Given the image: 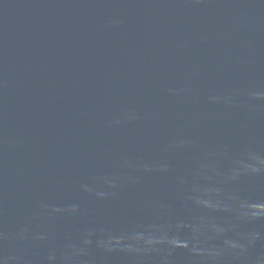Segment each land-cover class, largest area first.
I'll use <instances>...</instances> for the list:
<instances>
[{
  "label": "water",
  "instance_id": "1",
  "mask_svg": "<svg viewBox=\"0 0 264 264\" xmlns=\"http://www.w3.org/2000/svg\"><path fill=\"white\" fill-rule=\"evenodd\" d=\"M0 264H264V0H0Z\"/></svg>",
  "mask_w": 264,
  "mask_h": 264
}]
</instances>
